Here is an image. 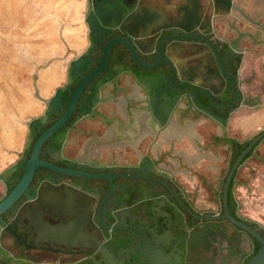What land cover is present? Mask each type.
<instances>
[{
	"label": "flooded vegetation",
	"instance_id": "af4514ba",
	"mask_svg": "<svg viewBox=\"0 0 264 264\" xmlns=\"http://www.w3.org/2000/svg\"><path fill=\"white\" fill-rule=\"evenodd\" d=\"M261 1L81 0L71 19L84 31L81 44L65 42L50 59L63 63V80L41 88L39 71L51 67L35 66L33 91L53 92L40 98L23 150L0 173V201L37 139L101 67L39 152L71 172L39 166L1 213L3 264L250 262L261 246L251 230L264 239V87L235 91L244 56L254 53L250 41L236 51L222 42H233L224 26L254 29L235 7L250 15ZM134 27L163 29L140 42L138 58L125 42ZM197 28L213 48L179 39Z\"/></svg>",
	"mask_w": 264,
	"mask_h": 264
},
{
	"label": "rangeland",
	"instance_id": "374dc122",
	"mask_svg": "<svg viewBox=\"0 0 264 264\" xmlns=\"http://www.w3.org/2000/svg\"><path fill=\"white\" fill-rule=\"evenodd\" d=\"M31 7L32 14L46 11L62 17L64 24L61 29L59 22L47 15L46 33L49 37L43 43L36 41V31L32 30L30 60L23 54L24 46L18 37L14 48L13 72H9V78L8 65L0 63V89L6 87L13 90L0 91V173L13 163L23 150L28 120L38 115L42 109L40 98H47L53 92L33 91V73L36 64H48L51 67L48 71L45 69L39 71L38 84L41 88L47 89L60 83L63 80L60 72L63 63L52 62L50 59L65 53V42L80 45L83 40L82 27L71 23V19L77 18L82 7L81 0H31Z\"/></svg>",
	"mask_w": 264,
	"mask_h": 264
},
{
	"label": "water",
	"instance_id": "95a60500",
	"mask_svg": "<svg viewBox=\"0 0 264 264\" xmlns=\"http://www.w3.org/2000/svg\"><path fill=\"white\" fill-rule=\"evenodd\" d=\"M263 5H254L250 15H246L240 7H235V10L243 15L244 18L254 27L252 31H240V30H232L228 26H224V33H228L232 35L233 42L223 41L222 45H226L229 49L235 50L242 46L243 43H247L250 41L251 47H248L247 50L254 53H246L243 60V65L239 74V81L237 80L234 83L235 91H238V85L243 91H263L261 88L264 87V73L263 70H260L259 65L264 64V0L261 1ZM106 7H112L106 5ZM224 9L229 10V8L224 7ZM187 23L192 24V21L189 20ZM146 27V25L144 26ZM163 29L159 28L154 31H148L147 28L138 29V27H134L132 31L127 32L128 41H125L132 54L138 58L137 54L141 47V43L145 39H149L155 34H159ZM188 34L193 32L194 30L188 29L185 30ZM180 40L191 39L194 41H200L208 48H213L212 41L209 39L207 34L197 28V33L194 36L181 37ZM116 41H124V39H117ZM114 41L110 42L106 49V56L109 51V47ZM257 46V47H256ZM254 47V48H252ZM258 56V57H257ZM106 58V57H105ZM104 64V62L102 63ZM99 67L93 74H91L88 78L84 80V82L78 87L77 91L74 92L70 104L66 110L65 115L57 121L54 125H52L48 130H46L36 141L33 146L32 153L30 159L27 161L22 177L14 190L2 201H0V218L1 213L6 211L19 197L20 195L26 191L28 188L36 169L39 166H45L53 170H62L58 167L53 166L50 163L44 162L39 159V152L45 140L58 128H60L70 117V114L73 110L75 101L77 100L78 95L80 94V90L87 84V82L97 74L100 70ZM190 87L195 88V85L192 83ZM64 172L70 173L71 171L62 170ZM253 235L261 242V246L258 252L252 257L248 264H264V239L260 236L256 231L251 230ZM4 258L0 256V264H3Z\"/></svg>",
	"mask_w": 264,
	"mask_h": 264
},
{
	"label": "crops",
	"instance_id": "0c3cea01",
	"mask_svg": "<svg viewBox=\"0 0 264 264\" xmlns=\"http://www.w3.org/2000/svg\"><path fill=\"white\" fill-rule=\"evenodd\" d=\"M32 10L31 0H0V63L8 65V78L9 72H13L14 48L18 37L24 46L23 54L30 60L29 46L32 30L36 31V41L43 43L49 37L46 33L47 15L54 17L55 21H63L62 17L46 11L34 15ZM10 90L6 87L0 89V91Z\"/></svg>",
	"mask_w": 264,
	"mask_h": 264
}]
</instances>
